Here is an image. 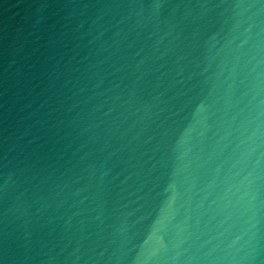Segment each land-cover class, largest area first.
Instances as JSON below:
<instances>
[{
	"label": "water",
	"instance_id": "1",
	"mask_svg": "<svg viewBox=\"0 0 264 264\" xmlns=\"http://www.w3.org/2000/svg\"><path fill=\"white\" fill-rule=\"evenodd\" d=\"M0 264H264V0H0Z\"/></svg>",
	"mask_w": 264,
	"mask_h": 264
}]
</instances>
